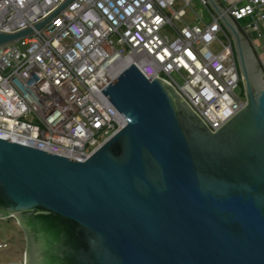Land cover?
I'll return each instance as SVG.
<instances>
[{"label": "water", "instance_id": "1", "mask_svg": "<svg viewBox=\"0 0 264 264\" xmlns=\"http://www.w3.org/2000/svg\"><path fill=\"white\" fill-rule=\"evenodd\" d=\"M73 1L0 33V47ZM206 1L231 36L244 108L212 132L132 65L102 91L126 125L88 159L0 139V220L23 231L24 264H264L263 73L220 2Z\"/></svg>", "mask_w": 264, "mask_h": 264}, {"label": "built area", "instance_id": "2", "mask_svg": "<svg viewBox=\"0 0 264 264\" xmlns=\"http://www.w3.org/2000/svg\"><path fill=\"white\" fill-rule=\"evenodd\" d=\"M63 1L0 0V33L44 21ZM177 1L74 0L41 30L0 47V139L88 159L126 125L102 91L132 65L171 86L210 131L221 129L246 105L231 36L206 0L211 21L178 28ZM218 1L264 79V0ZM168 28L172 39L162 34ZM221 36L227 45L216 54Z\"/></svg>", "mask_w": 264, "mask_h": 264}, {"label": "rangeland", "instance_id": "3", "mask_svg": "<svg viewBox=\"0 0 264 264\" xmlns=\"http://www.w3.org/2000/svg\"><path fill=\"white\" fill-rule=\"evenodd\" d=\"M185 2H189L190 5L186 6ZM174 10L183 12L182 22H174L178 28H183L185 25L194 26L195 24H201V19L205 23L211 21L207 9L199 0H179L175 3ZM168 14L169 16H173V11L170 10ZM241 22L242 25H245L249 22V19H244ZM162 34L168 36L170 39L174 38V33L171 28L162 31ZM220 40L221 43H216L211 47V50L216 54L223 51V45H227L223 36L220 37ZM4 244H6V247L0 248V264L12 261L18 264H24L26 243L23 231L15 218L0 220V245L3 246Z\"/></svg>", "mask_w": 264, "mask_h": 264}, {"label": "crops", "instance_id": "4", "mask_svg": "<svg viewBox=\"0 0 264 264\" xmlns=\"http://www.w3.org/2000/svg\"><path fill=\"white\" fill-rule=\"evenodd\" d=\"M13 262V261H12ZM8 263H11V262H8ZM1 264H7V263H1Z\"/></svg>", "mask_w": 264, "mask_h": 264}]
</instances>
